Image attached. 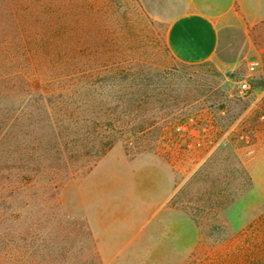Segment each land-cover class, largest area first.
Returning a JSON list of instances; mask_svg holds the SVG:
<instances>
[{"label": "rangeland", "instance_id": "obj_1", "mask_svg": "<svg viewBox=\"0 0 264 264\" xmlns=\"http://www.w3.org/2000/svg\"><path fill=\"white\" fill-rule=\"evenodd\" d=\"M175 3L95 0V26L80 24L82 77L93 79L96 101L127 132H118L90 170L69 179L59 198L66 215L88 225L94 242L95 218L114 229L113 255H101L95 242L101 264H251L264 248V20L249 26L251 50L226 73L211 60L183 63L169 51L168 10ZM52 66H40L31 79L4 76L5 174L11 165L15 173L45 171L53 157L65 162L73 146L69 129L78 131L81 123L68 114L80 118L82 93L69 95L63 87L71 79L54 78L59 68ZM243 80L250 87L244 94ZM238 161L251 184L230 205L201 225L179 209L180 189L199 196L196 191L243 186L227 178L240 174ZM24 236L21 230L22 255L31 244ZM85 251L72 249L62 264L87 260Z\"/></svg>", "mask_w": 264, "mask_h": 264}, {"label": "trees", "instance_id": "obj_2", "mask_svg": "<svg viewBox=\"0 0 264 264\" xmlns=\"http://www.w3.org/2000/svg\"><path fill=\"white\" fill-rule=\"evenodd\" d=\"M108 7V3L101 5L105 10ZM95 10V0H0V100L5 74L14 77L18 73V77L31 79L40 66L53 63V70L59 68L54 78L71 79L63 89L69 95L80 90V106L85 107L80 118L73 111L68 114L70 120L78 117L81 127L78 131L69 129L73 146L65 162L53 157L45 171L33 173H15L14 165L11 172L4 173L0 119V264H62L74 248L86 250L87 257L74 264H101L88 225L66 215L59 198L61 187L69 179L90 170L111 149L120 136L118 132H127L126 127L116 124L113 110L96 101L93 79L82 77L86 70L79 61L84 41L79 27L83 20L95 26ZM91 39L93 52L94 37ZM238 167L240 174L227 178L240 179L243 186L196 191L199 196L193 197L180 189L175 197L179 209L197 225L206 216L216 215L251 184L247 169L239 161ZM259 221L264 223V214ZM21 230L23 241L31 242L23 255ZM251 264H264V248Z\"/></svg>", "mask_w": 264, "mask_h": 264}, {"label": "crops", "instance_id": "obj_3", "mask_svg": "<svg viewBox=\"0 0 264 264\" xmlns=\"http://www.w3.org/2000/svg\"><path fill=\"white\" fill-rule=\"evenodd\" d=\"M141 1L147 6V0ZM175 2L173 10H168L173 14L166 29L169 51L183 63L211 60L226 73L236 68L251 50L249 26L264 20V0ZM90 224L100 254L113 255L110 236L114 229L99 218Z\"/></svg>", "mask_w": 264, "mask_h": 264}, {"label": "built area", "instance_id": "obj_4", "mask_svg": "<svg viewBox=\"0 0 264 264\" xmlns=\"http://www.w3.org/2000/svg\"><path fill=\"white\" fill-rule=\"evenodd\" d=\"M250 68H252V66H250ZM249 84L246 80H243L240 85H239V90L241 93H246L249 90Z\"/></svg>", "mask_w": 264, "mask_h": 264}]
</instances>
